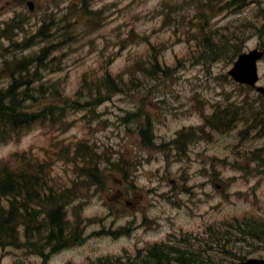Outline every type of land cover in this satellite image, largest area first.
<instances>
[{
    "label": "rangeland",
    "instance_id": "rangeland-1",
    "mask_svg": "<svg viewBox=\"0 0 264 264\" xmlns=\"http://www.w3.org/2000/svg\"><path fill=\"white\" fill-rule=\"evenodd\" d=\"M55 1L37 0L40 6H37L34 12H29L23 7L22 1L0 0V29L6 27V22H10L17 11L20 18L23 17L18 21V25L27 24L29 26V30L22 27L19 32L13 29L7 30L9 33L6 36L0 32V70L5 68L6 59L14 57V52L18 58L28 56L34 59L39 58L37 55L43 48L50 46L45 57H42L43 60L40 59L37 62L41 66L43 63H47V67L40 71L44 74L43 80L32 84L34 88L39 87L41 84H44L47 88V96L41 97L36 93L38 97H41L42 106L61 104V101H59L60 93L61 96L68 95L79 99L81 97H91L95 90L92 81L98 80V77L103 76L106 72H111L116 77L117 75L123 77L128 85L123 89L119 87L117 93L120 90L122 91L113 98L112 102L103 104L104 106H100L101 108L99 107V111L105 113L104 118L103 115L100 118H103V121L109 124L100 127L97 133V138L108 145H112L114 148L113 153L121 157H123V154L120 151H125V143L122 139L124 131L123 129L119 130L118 126L112 124L119 122L118 116L123 115L124 110H133L141 105L142 96L141 98L139 96L143 94L141 90L144 81L152 79L172 80L167 83L168 87H161L158 90L165 93V95L155 93L156 95L145 103V106H148L149 102L154 99L161 104L162 116L159 117L161 122H167L163 121L164 115L174 119L176 115H184L188 111L191 116L193 115L191 122H195L198 110L207 108L209 104H212L207 105L208 102L222 100V92L234 88L231 85L232 83L224 79L229 78L226 75L232 68V57H234L233 53L236 50L233 45H229L230 47L227 49L230 54L222 56L217 61H208L209 64L197 65L201 62V59L197 58L200 55L202 47L200 45H203L206 32L213 38L221 34L220 30L226 28L225 26L235 20V22H238L236 29L226 33L225 38L236 35L245 36V41L239 45L237 53L251 51L264 43V33L259 34L258 30V28L264 27V0H249L253 4H249L241 15L238 14V11L235 12V16L229 14L230 12H223L217 17H213L211 13H208V17L205 18L209 23L203 35L185 33L184 31V29H191L194 26L192 16L198 17L195 15L196 7L191 6L189 0H170V7L165 11L162 10V4L168 0H61L63 4L60 8L56 6L51 8L58 12L53 17H49V5H55ZM226 1L213 0V4L220 5V3ZM254 3H256L255 6ZM81 5L82 9L87 6L89 9L98 10L99 13L94 18L87 17L82 12L77 14ZM68 6H71L73 11L66 10ZM21 20L23 21L20 24ZM44 20L50 21L45 31L47 34L50 33V39L45 41V39L39 38L38 42L34 40L36 46L22 53L18 52V44L22 45L28 42L30 40L28 33H33ZM53 27H57L56 32L54 29L52 32L49 31ZM59 27H61L60 30H58ZM17 38H19L18 44ZM197 39L200 44L197 43ZM209 41L213 42L214 39ZM49 54L53 58L51 61L46 60ZM154 59H158L160 63L169 66L172 69V76L168 78L144 76L141 67ZM262 69L264 71V64ZM9 70L7 69V71ZM1 78L2 75H0V80ZM84 78L87 82L84 81ZM82 83L88 86L83 87ZM236 87L238 88L237 85ZM196 91L208 96L207 101L198 102L195 100L193 94ZM97 93L98 91L95 90V94ZM40 108V106H36L34 110ZM176 110L177 113L175 114ZM82 114L66 107L63 117L73 127L64 130V133H60L58 136L53 134L54 127L50 124L51 120H47L36 123L32 131H29L20 139L2 142L0 144V160H6L15 151H33L32 154L41 159L46 158L51 164H54L51 171L54 186H71L74 183L76 166L79 165L77 157L72 153L76 150V145L72 141H77L81 137H88L89 135L84 121L87 119H82ZM86 115L89 116L91 121H95L89 112ZM173 128L172 123H163L157 125L155 130L159 135L168 137L174 132ZM165 139L166 137H162L160 142ZM132 150L140 157H148L143 162L142 173L136 178V183L142 187L139 191L142 201L138 209L128 208L127 206L124 212L119 211V207L124 209L123 204H117L121 203L122 199L126 200V196L123 194L121 196L116 194L114 200L104 202L103 200L106 199L104 193H92L89 190L84 191L83 188H81L80 193V187L76 189V192L88 201H85L84 208L81 210L83 217H87L89 220L96 218L94 222H98L97 220L102 217L103 222L108 221L106 229L111 230L113 224L116 227L128 224L130 220L142 223L145 214L150 217L156 216L160 218V221H164V224L161 226L156 225L151 232L141 233V231H138L141 234H138L137 237L133 235L130 238L117 239L112 236L110 239L111 251H121L123 246L130 244L134 238L151 239V237L160 238L164 236L166 231H171L175 227L168 222L170 218H174L176 212L184 209L189 210L194 218L193 221L191 223L185 222V217H183L180 221L176 219V224L180 222L185 227L191 225L190 228L193 229L188 232L193 234L198 233L193 226L202 221L219 223L235 215L243 217L247 214H254L256 217L259 216L260 219L264 218V195H258L254 188L253 179L249 181L238 180L232 184L230 182L226 190L229 197L226 195L221 197L218 194L222 191L208 186L207 190L211 191L212 196L209 198L202 197L203 201L195 209L194 203L199 200V192L194 189L193 193H190V190L195 186L193 184L204 181L202 175L203 161L193 166L187 165V175L182 170L186 164H167L164 158L165 153L163 155L151 154L149 151L142 150L140 146ZM77 161L78 164H76ZM102 170L100 175H103V177L101 180H107L104 174L108 175V169L102 167ZM235 175L240 176V173L225 168V177ZM177 177L185 178L187 181L190 180L185 189L182 184L180 185ZM107 183L110 184L109 180ZM114 185L119 186V188H126L127 182L125 183L121 179L116 181ZM148 186H150V189L146 188ZM174 186H180L179 193L175 194ZM154 187H157V190H154ZM240 192L247 193L249 198L241 197ZM164 193H169L171 198L165 197ZM143 194L146 197H143ZM201 205H203L202 210H199L198 208H201ZM69 209L70 217L73 219L74 209H72V206ZM111 209H114V211ZM115 219L116 221H114ZM87 228H89V231L93 228L100 230L101 234L90 236L88 245L84 246L83 244L81 246L84 248L77 249L75 247L59 251L52 257L50 264H84L85 260L93 257L95 250H97V238L107 233L102 232L104 229L98 228V224H87ZM156 229H159L158 233L151 236ZM178 231L176 230L175 233ZM254 257H264V249L260 248L256 251ZM44 263L41 258L35 257L26 248H20V250L11 248L2 250L0 248V264Z\"/></svg>",
    "mask_w": 264,
    "mask_h": 264
},
{
    "label": "trees",
    "instance_id": "trees-1",
    "mask_svg": "<svg viewBox=\"0 0 264 264\" xmlns=\"http://www.w3.org/2000/svg\"><path fill=\"white\" fill-rule=\"evenodd\" d=\"M169 1H165L162 7L169 6ZM228 5L231 7L232 3ZM78 12L85 15L98 13L92 9L87 10L86 6ZM45 27L46 22L37 35L41 37L42 34L46 35ZM244 41V35H241V37L236 35L228 39L224 37L217 38L213 42L208 41L197 59L217 61L222 56L230 54L227 51L229 45H233L234 48L238 49ZM25 45L20 47V52L29 46L25 47ZM32 60L31 57L25 56L23 58L19 57L18 63L17 61L7 63V68H10L8 72L13 81L4 92H0V141L9 140L19 132L24 134L38 119L45 118L48 113L54 114L55 109L62 111L64 106L73 109L79 107L77 100L66 97L62 98V105L50 104L42 106V110L38 113L32 112L30 110L32 103L41 105V99L34 93L38 88L31 87L28 76L31 73L28 61ZM171 70L169 66L160 63L158 59L150 60L145 66L141 67V72L146 77L168 78L172 76ZM35 73L38 74V69ZM117 81L119 83L118 78ZM117 81L112 74H105L103 82L96 86L98 93L93 95L94 101H98L99 98L103 99L104 92L102 93V88L108 89L110 93L117 88L119 89L121 85ZM52 87L54 88V86ZM109 92L106 91L107 94H110ZM45 93H47V88L44 85L40 88L38 94L44 97L47 96ZM79 151L84 158L91 159L89 163L93 162L89 164L90 169L93 168V165H97L96 156L100 157L98 153L93 157L92 152L86 153L81 147H79ZM72 153L75 155V150ZM50 168V163L46 159L41 161L29 153L22 155L16 153L12 157L0 161V246L18 242L14 245L26 248L32 254L42 255L48 252L49 249L57 250L82 239V231L80 230L85 218L81 210L85 204L82 201L80 204L75 205L78 199L77 188L60 187L54 189L52 183L51 187L53 189L50 188ZM86 172L89 178L91 177L88 185H95L93 181L96 179L98 187L104 193L105 198L106 196L109 198L113 191L111 178L104 174L107 180L102 181L103 175H95L96 173L101 174L100 170ZM108 180L110 184L107 183ZM79 199L82 200L81 197ZM71 206L74 209L73 219L69 213ZM241 222L246 224V228L240 230L244 239L264 238V228H262L264 223L250 219H243ZM53 252H50V254ZM99 263L114 264L111 257H105V260L101 259Z\"/></svg>",
    "mask_w": 264,
    "mask_h": 264
},
{
    "label": "water",
    "instance_id": "water-1",
    "mask_svg": "<svg viewBox=\"0 0 264 264\" xmlns=\"http://www.w3.org/2000/svg\"><path fill=\"white\" fill-rule=\"evenodd\" d=\"M32 7V5H31ZM257 56L250 55V56H242L240 61L236 64L237 67H241L238 71H235L233 74L234 76L245 82L253 83L255 79V61Z\"/></svg>",
    "mask_w": 264,
    "mask_h": 264
},
{
    "label": "flooded vegetation",
    "instance_id": "flooded-vegetation-1",
    "mask_svg": "<svg viewBox=\"0 0 264 264\" xmlns=\"http://www.w3.org/2000/svg\"><path fill=\"white\" fill-rule=\"evenodd\" d=\"M159 248L156 244L153 246L147 245L142 250L135 249V256L149 258L158 262L160 259Z\"/></svg>",
    "mask_w": 264,
    "mask_h": 264
}]
</instances>
